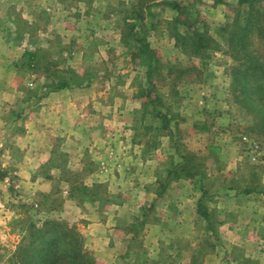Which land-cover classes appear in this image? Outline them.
Returning a JSON list of instances; mask_svg holds the SVG:
<instances>
[{
    "label": "rangeland",
    "instance_id": "1",
    "mask_svg": "<svg viewBox=\"0 0 264 264\" xmlns=\"http://www.w3.org/2000/svg\"><path fill=\"white\" fill-rule=\"evenodd\" d=\"M262 10L264 0H0V264L53 262L52 221L65 225L59 251L81 246L77 264H185L193 253L198 264L216 248L225 264L228 245L252 243L233 228L207 236L199 216L179 225L177 211L201 196L197 214L222 221L216 197L226 206L249 191L264 205ZM135 184L153 188L128 222L131 204H115Z\"/></svg>",
    "mask_w": 264,
    "mask_h": 264
},
{
    "label": "crops",
    "instance_id": "2",
    "mask_svg": "<svg viewBox=\"0 0 264 264\" xmlns=\"http://www.w3.org/2000/svg\"><path fill=\"white\" fill-rule=\"evenodd\" d=\"M66 124H68V123H66ZM45 128H46V126L43 128L44 131H45ZM44 131H42V133ZM27 137H29L28 131H26L24 134H22V139H27ZM43 141L45 143L46 141H48V139H46L45 137H42V141H41L42 143L40 144L41 147H40V150H38L39 153H38V151L36 152L37 153L36 157H39V156L43 157L44 156V158L40 162H43L50 155V146L45 147V145L43 144ZM4 149H8V148L6 147ZM7 151L9 152L10 150L9 149L5 150V152H7ZM28 151H29V149L26 152H28ZM132 156H135V154H133ZM27 165H28V162H25L24 167L27 168L28 170H30V172L32 171L31 167L38 166V165H30V166L29 165L27 166ZM135 185H136V188L132 189V192L130 193L131 196L129 195L127 197L128 201H125V200L119 201L117 204H115L116 208H118L117 210L120 211L119 213L125 212L126 206L129 205L128 203L131 204V207L134 209V213L131 217L132 219H130V220H128L129 218L127 219L128 222H132L133 217L137 216V218H138L140 216L141 206H142V204H144L143 202H145V200H144L145 198H143V195L146 194L145 193L146 191H149L148 193H151L150 191H152V188H153L150 185H145V184H135ZM229 189H228V191H229ZM234 190H235V188H234ZM228 195H230V194H228ZM239 195L240 194L237 193V197H234L235 200H231L229 198L227 200L228 204H226V206L219 204L221 202L220 200L222 199L221 197H216L217 198L216 202L212 206H215L216 208H219V209L220 208H226L225 210H228L227 214H229V215L226 216L224 219H222V221L220 218H218L217 221L210 220L209 213H207L204 209H202V211H204V214L200 213L199 211H198V213H200V214H197L196 206L198 207L200 200L202 199L201 196L200 197L198 196L197 199H195L194 203L193 202L190 203L188 201L189 203H186V205L184 207L179 209L177 211V213H178V216H181V218H179L177 220H178V222H180L179 225H181V223L183 221L189 222V221H191V219H193V218L195 219V216H199L207 224V226L204 229V233L207 236L211 235V234L213 235V233L215 232L214 230H217L215 232L217 234L218 230L224 229L226 232H229L231 230L230 228H233V230H236L237 236L241 235L243 237V239H246L247 237H249V238H252L253 241H252V243H248L247 247H244V245H240V244L234 243V242L231 243L230 247L228 245L227 247H228V255L229 256L227 258L230 261H229V263H225V264H264V205L261 204V200L255 199V197H252V195L250 194V191L248 192V194L244 195L241 199H239L240 198ZM152 196L153 197L150 198V202H155L156 201L155 198L157 197L156 193L152 194ZM187 200L188 199H186V201ZM221 206H224V207H221ZM246 207H248V208H246ZM249 207H252L251 211H246L247 209H249ZM191 211L193 213L192 217L189 215V213ZM114 215L115 214H112V219H113ZM119 216H120V214H119ZM189 216H190V219H189ZM246 216H248V217H246ZM123 218H126V214L123 215ZM242 218H245V219H242ZM112 219H110V221ZM163 219H165L164 216H162L159 221H161ZM175 222H176V220H175ZM214 223H216V227H214V225H213ZM110 224H112V223H110ZM154 226H155V224H154ZM110 229L111 228L108 227L106 231H103V235L100 237V239H104V244H105L104 246L105 247H107L108 245H111L112 237H114L113 236L114 234H113V232L110 231ZM112 229H114V228H112ZM226 234H227V236H229L228 233H226ZM168 236H170L169 233H168ZM230 237L235 238L234 235L230 236ZM210 252L211 253L207 254V258L205 259V257H204V259H203V257H202L201 258L202 260H200L198 262V264H208V263L209 264L210 263L211 264L212 263L213 264H221L218 261L215 262L216 256L217 255L219 256L221 253L220 248H216ZM232 252H234V253L232 254ZM203 254L205 255V252ZM194 255H195V253L190 255L186 259L185 264H195L194 263Z\"/></svg>",
    "mask_w": 264,
    "mask_h": 264
},
{
    "label": "trees",
    "instance_id": "3",
    "mask_svg": "<svg viewBox=\"0 0 264 264\" xmlns=\"http://www.w3.org/2000/svg\"><path fill=\"white\" fill-rule=\"evenodd\" d=\"M262 15L264 16V10L261 11ZM260 25V24H258ZM231 25H225L223 30H226L230 28ZM196 36H198V39H199V35L196 33ZM132 38L135 39L136 41V46H137V51H134V53H137V56H142L143 54L145 55V57L148 59V63L150 64V61L151 59L153 58V51L149 48L148 44L147 43H143L142 41V38L140 37H136L135 34L134 36H132ZM242 38V37H241ZM225 41L228 43L229 47L231 48L232 46V39L231 37H226ZM235 47V45L233 46ZM245 47V43L240 45V48L244 51V48ZM198 47L194 48V52L195 53H199L200 50L198 49ZM31 56H32V59L35 60V56L33 53H31ZM149 74V72H147ZM262 86H259V88H261ZM199 211V210H198ZM202 214H204L202 212ZM47 223H52L54 225V229L55 231L58 233L56 239L53 240V244H54V248H52V250L54 249L55 252H56V258L54 259L53 262H49V261H46L48 264H67V261L69 264H77V261L78 260H81V259H84L86 256H85V253H82L83 251L81 250V246H75L76 248V251H70L68 252L67 249H64V251L58 249V246H60V244L62 243V239H63V236L65 234V231H64V226L63 224L61 223H58V222H47ZM60 224V225H59ZM71 231H74L73 228H69ZM74 236L77 237V233L75 235L74 233ZM76 238L74 239V242L76 243ZM62 245V244H61ZM47 256V253L44 254V256ZM81 263H83V260L81 261Z\"/></svg>",
    "mask_w": 264,
    "mask_h": 264
}]
</instances>
